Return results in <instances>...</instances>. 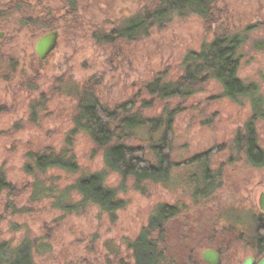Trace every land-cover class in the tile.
I'll list each match as a JSON object with an SVG mask.
<instances>
[{"label": "rangeland", "instance_id": "1", "mask_svg": "<svg viewBox=\"0 0 264 264\" xmlns=\"http://www.w3.org/2000/svg\"><path fill=\"white\" fill-rule=\"evenodd\" d=\"M78 2L72 16L76 18L66 22V8L59 0H12L22 5L20 14L9 17L15 22L1 23L7 31L17 30L6 34L12 41L5 44L4 61L2 56L0 59L1 73L7 75L0 77V174L13 191L10 196L0 195V245L15 254L21 245L29 244L33 264H118L119 260L132 264L127 244L158 206H183L181 223L198 214H203L200 220H212L209 209L216 210V203L199 209L192 205L190 189L202 179L200 168L182 164L209 150H213L210 169L226 165L221 172L222 189H234L236 198L257 205L264 190V166L249 167L232 146L236 132L252 118V99L231 102L211 81L185 102L159 101L144 86L156 79L175 82L183 74L182 60L188 52L198 51L214 33L228 31L242 39L238 77L256 85L258 93L253 98L261 102L260 112H264V0H217L212 23L185 12L174 15L161 28L153 27L146 38L109 45L96 37L121 27L142 10L154 9L159 0ZM35 7L38 24L40 19L60 30L56 49L42 62L33 51L40 34L22 26V22L33 21ZM88 84L101 105L114 109L133 102L132 112L147 118L162 116L165 107L181 106L183 110L172 124L170 161L176 166L164 182L123 180L108 169L105 149L96 147L76 125L78 93ZM254 126L264 151V118H256ZM160 138L161 131L151 134L137 129L126 145L143 148L145 159L154 165L150 146ZM46 149L73 157L77 172L48 169L43 175H26L25 156ZM228 157L233 158L232 164L226 162ZM95 174H101L103 186L123 203L113 218L96 207L78 206L82 199L75 182ZM199 224L189 233H201ZM176 227H167L171 246L178 238Z\"/></svg>", "mask_w": 264, "mask_h": 264}, {"label": "trees", "instance_id": "2", "mask_svg": "<svg viewBox=\"0 0 264 264\" xmlns=\"http://www.w3.org/2000/svg\"><path fill=\"white\" fill-rule=\"evenodd\" d=\"M216 2L217 0H159L154 9L142 10L134 19L126 20L121 27H114L108 34L96 38L99 43L108 45L117 41H136L140 37H148L153 27L161 28L174 15L181 16L185 12L192 13L204 23L211 22ZM8 7L4 8L6 11L1 12V18H7L9 11L14 9ZM13 7L19 12L22 9L20 6ZM241 44L242 39L238 34L228 31L216 32L210 41L202 43L198 51L186 54L182 60L183 74L175 82L156 79L145 85L144 89L148 95L159 101L176 99L185 102L197 94L204 84L212 81L220 87L222 97L231 102L252 99V118L236 132L232 146L235 154L243 155L247 162L255 167H262L264 151L258 144L254 121L256 118H264V112H260L261 102L253 98L258 93L256 85L246 83L238 77ZM93 89L91 84L84 85L78 93L76 125L82 128L96 147L105 149V165L108 169L117 173L123 180L132 178L137 183L164 182L176 166L170 161L172 124L174 118L183 110L181 106L177 104L173 109L165 107L166 113L162 116L147 118L132 112L133 102L124 103L114 109L101 105ZM137 129H146L151 134L161 131L158 143L150 146L156 160L154 165L145 159L143 148L126 145L131 133ZM212 154L213 150H209L182 164L186 167H199L207 180V176L211 175L209 163ZM25 158L23 171L28 176L43 175L48 169L69 173H76L78 170L73 157L66 158L65 153L56 154L50 149H46L42 154L28 153ZM74 188L82 199L78 204L81 209L93 206L100 213L113 218L123 207V203L116 199L115 193L103 186L101 174L79 178ZM3 193L10 196L13 191L11 184L0 174V195ZM175 213V209L161 205L154 210L146 226L127 244V250L132 252L134 264H159L161 254L157 250L154 235L161 233L164 221L172 218ZM0 264H33L30 245L24 243L14 254L8 252L1 244ZM118 264L127 263L120 260Z\"/></svg>", "mask_w": 264, "mask_h": 264}, {"label": "flooded vegetation", "instance_id": "3", "mask_svg": "<svg viewBox=\"0 0 264 264\" xmlns=\"http://www.w3.org/2000/svg\"><path fill=\"white\" fill-rule=\"evenodd\" d=\"M2 1L4 2L5 0ZM9 1L7 4H2L0 0V59L2 56L3 61L6 57L5 44L12 41V38L10 40V38L6 37V34L16 31L17 28H14V30L11 28L12 31H7L1 23L11 21L10 19L13 18L9 17L15 12L20 14L13 7L17 6V3L13 4L12 0ZM32 1L37 2L38 0ZM59 3L63 9L66 8L65 14L63 15L66 22L76 18H72V16L78 10V0H59ZM7 6L14 9L9 11L7 18H1V12L6 11L4 8H7ZM18 6L22 5L19 4ZM37 11L38 9L35 7L34 19L29 24L22 22L24 28L29 27V32L36 35L40 34L36 42L48 33L57 32L56 45L44 60H40L33 49L35 57L38 61L42 62L56 49L59 43L60 30L56 27H49L48 23H42L40 19L38 24ZM66 17H70L71 19ZM13 21L15 22L14 19ZM30 23L32 26H30ZM6 76V72L1 73L0 69V77L3 78ZM241 156L243 157L244 163L249 167L253 169L262 168L251 165L243 155ZM226 162L232 164L234 161L233 158L230 159L228 157ZM224 166L226 165L221 164L216 169H210L211 175L207 176L209 177L207 180L201 172L202 179H200V182H197V185L194 183L190 189L193 196L192 202L194 203L192 205L194 207L197 205L198 209L200 207L210 208L212 204L216 203V208L212 207L216 210L209 209V214L212 217L210 222L200 220L203 214H198L197 217L194 216L193 218H189L187 222L184 221L181 223L185 219H182L184 215L182 211L183 206L161 205L175 209L176 213L172 218L164 221L161 233L156 236L154 235L157 250L161 254L159 264H259L264 259V212L259 207V199L264 190L259 194L257 205L253 204L250 200L246 202L245 199L236 198L234 189H222L224 186L221 185L223 178L221 172H223ZM226 195H228L227 198ZM191 222H193V225H191ZM173 224H177L176 234L178 238L174 240L171 246L168 242L171 241V234L169 235L167 231ZM197 224L201 227V233L190 234L189 230H197ZM167 245L172 248V251H169ZM132 264H134L133 258Z\"/></svg>", "mask_w": 264, "mask_h": 264}, {"label": "water", "instance_id": "4", "mask_svg": "<svg viewBox=\"0 0 264 264\" xmlns=\"http://www.w3.org/2000/svg\"><path fill=\"white\" fill-rule=\"evenodd\" d=\"M57 42V32L48 33L35 43V53L40 60H44L48 54L54 49ZM259 207L264 212V192L259 199ZM259 264H264V259Z\"/></svg>", "mask_w": 264, "mask_h": 264}]
</instances>
